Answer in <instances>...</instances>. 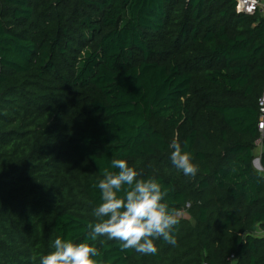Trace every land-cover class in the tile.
<instances>
[{
    "label": "trees",
    "instance_id": "trees-1",
    "mask_svg": "<svg viewBox=\"0 0 264 264\" xmlns=\"http://www.w3.org/2000/svg\"><path fill=\"white\" fill-rule=\"evenodd\" d=\"M263 91L264 16L235 0H0V264L57 237L97 264H264ZM114 158L182 210L175 246L89 240Z\"/></svg>",
    "mask_w": 264,
    "mask_h": 264
},
{
    "label": "clouds",
    "instance_id": "clouds-1",
    "mask_svg": "<svg viewBox=\"0 0 264 264\" xmlns=\"http://www.w3.org/2000/svg\"><path fill=\"white\" fill-rule=\"evenodd\" d=\"M170 148L173 166L185 176L195 177L198 166L191 154L176 141ZM101 174L95 185L101 203L92 210L96 222L87 224L90 241L105 237L118 241L121 250L133 249L145 255L157 252L160 239L172 246L177 244L173 229L180 223L182 210L169 206L166 188L155 178H138L140 173L125 159H112L110 168H103ZM52 248L41 256L39 264H97L94 257L98 251L92 243L57 237Z\"/></svg>",
    "mask_w": 264,
    "mask_h": 264
},
{
    "label": "built area",
    "instance_id": "built-area-1",
    "mask_svg": "<svg viewBox=\"0 0 264 264\" xmlns=\"http://www.w3.org/2000/svg\"><path fill=\"white\" fill-rule=\"evenodd\" d=\"M235 1H236V9L238 12L247 13V14L258 13L264 16V0H235ZM260 111H261V116L259 120V130L261 132H264V91L262 97L260 98ZM259 143L260 142H258V144Z\"/></svg>",
    "mask_w": 264,
    "mask_h": 264
},
{
    "label": "rangeland",
    "instance_id": "rangeland-1",
    "mask_svg": "<svg viewBox=\"0 0 264 264\" xmlns=\"http://www.w3.org/2000/svg\"><path fill=\"white\" fill-rule=\"evenodd\" d=\"M258 145L260 146V143H259ZM255 152H256V153H259V150H258V149H255ZM259 157H260V156L257 155V158H259ZM255 167H256L258 170L264 172V169L262 168V166H261V164H260V161H257V164L255 165Z\"/></svg>",
    "mask_w": 264,
    "mask_h": 264
},
{
    "label": "water",
    "instance_id": "water-1",
    "mask_svg": "<svg viewBox=\"0 0 264 264\" xmlns=\"http://www.w3.org/2000/svg\"><path fill=\"white\" fill-rule=\"evenodd\" d=\"M257 161H260V164H261L260 157H259V158H255V159H254V164H255V165L257 164ZM261 166H262V165H261Z\"/></svg>",
    "mask_w": 264,
    "mask_h": 264
},
{
    "label": "crops",
    "instance_id": "crops-1",
    "mask_svg": "<svg viewBox=\"0 0 264 264\" xmlns=\"http://www.w3.org/2000/svg\"><path fill=\"white\" fill-rule=\"evenodd\" d=\"M257 149L259 150V153H257L258 155H260V152H261V146H257Z\"/></svg>",
    "mask_w": 264,
    "mask_h": 264
}]
</instances>
